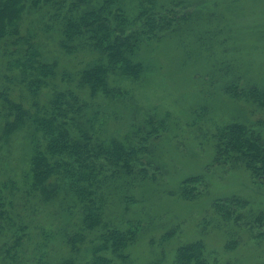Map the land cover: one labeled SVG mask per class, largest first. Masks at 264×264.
<instances>
[{
  "label": "trees",
  "instance_id": "1",
  "mask_svg": "<svg viewBox=\"0 0 264 264\" xmlns=\"http://www.w3.org/2000/svg\"><path fill=\"white\" fill-rule=\"evenodd\" d=\"M180 5L178 0H0V73L3 66L9 69L0 87V143L19 134L27 142L25 192L51 211L61 230L60 247L67 257L60 264H78L82 256L88 258L85 264H116L118 259L126 260V249L139 238L141 221L124 225L110 220L105 203L117 192L113 189L118 180L135 185L132 180L149 177L155 161L139 154L153 151L155 145L149 147L153 135L169 123L151 119L138 141L136 134L121 140L105 134L102 101L123 99L131 84L146 76L142 49L175 34L194 14L179 11ZM39 20L43 23L38 29L34 22ZM41 31L53 32L67 56L80 57L79 68L61 70L59 61L47 58ZM14 69L26 82L27 95L21 99L15 97L9 73ZM224 90L264 110V87L253 84L239 89L233 82ZM213 141L214 163L243 164L253 178L264 181V121L218 126ZM0 182L1 225L14 220L8 206H17L16 182ZM181 183L185 199L196 198L199 189L206 188L203 174ZM240 200L232 196L216 203L229 218L228 206L246 205ZM15 216L21 218L20 209ZM19 230L22 233H16L8 253L23 243L24 230ZM236 244L235 238L227 242L230 249ZM206 263L203 240L178 247L174 264Z\"/></svg>",
  "mask_w": 264,
  "mask_h": 264
},
{
  "label": "rangeland",
  "instance_id": "2",
  "mask_svg": "<svg viewBox=\"0 0 264 264\" xmlns=\"http://www.w3.org/2000/svg\"><path fill=\"white\" fill-rule=\"evenodd\" d=\"M179 1L178 10L193 11V21L189 17L175 34L144 47L141 56L148 69L146 76L131 84L123 99L102 101L106 104L102 113L105 134L121 140L136 134L138 141L151 119L169 123L153 135L149 145H155L153 151L139 154L155 161L149 177L132 180L135 185L118 180L113 189L117 192L105 203L106 218L124 225L141 221L143 227L138 240L126 249L129 256L116 264L158 260L174 264L178 247L196 240L205 243L206 264L263 263L264 181L253 178L243 164L214 163L213 134L231 121H264L263 109L224 90L233 82L239 89L253 84L264 87V0ZM42 23L35 21L34 27L39 29ZM52 34H39L45 56L59 61L61 70L75 71L80 57L67 56ZM7 70L3 66L0 87L6 82L3 73ZM9 73L15 97L21 99L27 95L26 82L16 69ZM22 136L0 143V181L16 182L17 206H8L14 220L0 225V264H60L67 257L60 247L61 230L51 211L25 192L28 160ZM198 174L204 175L206 188L199 189L194 199L183 198L182 180ZM232 196L246 205L228 206L232 215L227 218L216 201ZM17 209L21 218L15 216ZM19 229L24 230L23 243L8 253L16 233H22ZM231 236L237 240L232 249L227 246L234 239ZM87 259L82 256L78 264Z\"/></svg>",
  "mask_w": 264,
  "mask_h": 264
}]
</instances>
